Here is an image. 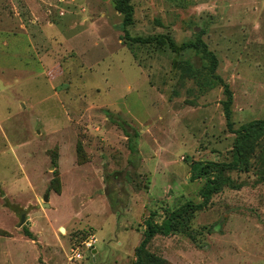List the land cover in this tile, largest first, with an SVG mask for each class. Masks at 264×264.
I'll return each instance as SVG.
<instances>
[{"label":"rangeland","instance_id":"rangeland-1","mask_svg":"<svg viewBox=\"0 0 264 264\" xmlns=\"http://www.w3.org/2000/svg\"><path fill=\"white\" fill-rule=\"evenodd\" d=\"M132 6L131 38L202 36L215 76L198 50L132 43L115 0H0V264H135L152 214L161 224L203 202L192 165L233 163L234 132L264 121V0ZM245 148L248 167L223 172L221 192L185 232L156 236L145 264H264V138ZM91 235L96 254L79 248Z\"/></svg>","mask_w":264,"mask_h":264},{"label":"trees","instance_id":"trees-1","mask_svg":"<svg viewBox=\"0 0 264 264\" xmlns=\"http://www.w3.org/2000/svg\"><path fill=\"white\" fill-rule=\"evenodd\" d=\"M133 0H115V9L118 13L123 16V31L126 34L127 38L132 43L135 44H151L156 43L159 46L169 45L170 50L178 54L180 52H185L188 49H195L203 53L204 60L210 62V66L205 65L208 71L215 76L218 61L215 55L209 51L207 45L202 40V36H198L196 42H189L181 45L180 47L176 43L165 37L159 36L157 38H131L128 34L127 29L134 24V8L132 6ZM218 80L224 86V92L227 97V100L223 102L224 113L227 120L229 130L233 131V123H231L232 111L231 107L233 105V96L228 85L218 78ZM107 119L119 126V123L122 122L117 119L116 116L108 115ZM123 129L125 137L129 142V150L131 152L132 158L129 161L131 168L138 169L140 162L137 161L139 158V151L137 147L134 146V139L136 134L126 125H120ZM234 132V131H233ZM236 135L234 143V162L231 164H218L212 162H197L192 165V182L197 181L198 179H206V184L201 190L200 196L203 202L200 205H194L192 203L185 204L179 209L169 213L161 224H158L154 221L155 214H152L149 219L144 223L145 232L143 234V240L140 246L135 251L136 262L135 264H145V258L147 254V247L151 244L153 239L158 236H170L176 232H185L188 229L191 217L196 212L204 210L210 203L212 197L215 194H218L222 190V185L220 179L223 172L230 170H240L242 168L248 167L247 151L246 146L250 142L257 139L264 138V121H254L242 126L239 130L235 131ZM57 192L60 194V189L58 188ZM8 204H5L7 206ZM17 212V211H16ZM25 236L32 241H35L33 234L25 230Z\"/></svg>","mask_w":264,"mask_h":264},{"label":"built area","instance_id":"built-area-1","mask_svg":"<svg viewBox=\"0 0 264 264\" xmlns=\"http://www.w3.org/2000/svg\"><path fill=\"white\" fill-rule=\"evenodd\" d=\"M97 238L95 235H91L89 236L82 244L79 248H85L87 251L89 252H93L94 254H96L95 251V246L97 244ZM79 248H77L76 250L73 251V256L70 257V261L73 262L75 260H83V256H82V252L79 251Z\"/></svg>","mask_w":264,"mask_h":264},{"label":"water","instance_id":"water-1","mask_svg":"<svg viewBox=\"0 0 264 264\" xmlns=\"http://www.w3.org/2000/svg\"><path fill=\"white\" fill-rule=\"evenodd\" d=\"M49 197H50V194L48 193L45 198H44V207H48V202H49ZM27 217L25 215H23L21 217V223H20V228H23L25 225L26 226H29L30 223L26 221ZM61 232L62 233H65V230L64 229H61Z\"/></svg>","mask_w":264,"mask_h":264},{"label":"crops","instance_id":"crops-1","mask_svg":"<svg viewBox=\"0 0 264 264\" xmlns=\"http://www.w3.org/2000/svg\"><path fill=\"white\" fill-rule=\"evenodd\" d=\"M26 39H27V42H29L31 45L33 44V39L31 36H28V38H26Z\"/></svg>","mask_w":264,"mask_h":264}]
</instances>
